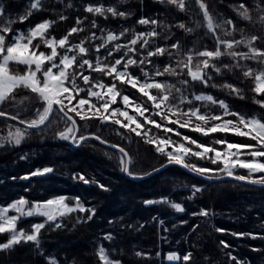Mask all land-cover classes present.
Returning <instances> with one entry per match:
<instances>
[{
	"label": "snow or ice",
	"instance_id": "snow-or-ice-1",
	"mask_svg": "<svg viewBox=\"0 0 264 264\" xmlns=\"http://www.w3.org/2000/svg\"><path fill=\"white\" fill-rule=\"evenodd\" d=\"M153 2L174 8L177 13L187 14L191 7L189 0ZM192 2L204 21L203 25L197 26L206 28L205 37L211 39L212 47L205 45L200 50L186 49L172 34L173 27L188 33L193 31L183 21L167 27L164 43L161 44L165 26L158 11L150 14L152 9L146 0H141L135 12L122 10L117 4L85 3L74 24L59 37L52 35L54 26L57 22L69 21V16L61 13L58 21L40 18L34 22L35 14L46 9L42 0H28L25 11L17 13L13 19L10 6L0 2V105L14 100L15 90L23 88L35 94L42 107V110L37 107L36 117L31 120L24 119L19 113L0 110V118H7L17 125L14 131L10 125L6 135L0 134V148L20 146L30 130L44 133L53 120L64 124L63 130L54 132L59 141H67L77 148L90 140L104 144L106 141L98 133L85 135L87 129L81 127V122L87 124L98 120L108 127L110 121L111 125L118 126V134L153 146L161 158L159 167L141 175L133 171L132 160L125 148L112 144L111 147L118 148L120 153V172L132 180L163 176L170 171L169 166L174 165L209 183H225V178H231L240 186L264 193V46H258L264 45V31L246 33L245 28L238 26L237 20L239 18L249 25L258 23L264 30V0H255L253 4H249L248 0L230 3L229 8L235 12L232 17L214 15L206 0ZM66 7L71 9L73 5L69 3ZM100 18H103V25L97 22ZM130 19L133 26H123ZM118 22H122L119 29L104 26ZM24 24L28 25L26 31L16 28V25ZM86 24L89 29L84 27ZM135 25H139L140 29L137 30ZM86 31L90 34L79 43L72 42L74 35ZM93 52L95 61L92 59ZM225 57L231 63L225 62ZM13 62L24 66L22 74L11 68ZM229 72L239 74L242 77L240 83L250 85L252 101L258 106L260 114L234 111L224 99L206 91L217 86V77ZM170 77L174 83L169 81ZM197 86H201L198 93L193 91ZM223 87L228 89L229 95L247 98L235 83H225ZM129 107L134 114H129ZM213 107L218 111H209ZM180 129L204 136L217 132L232 133L247 139L233 142L225 135L207 145L181 133ZM217 145L222 147L217 148ZM192 158L206 160L215 167L198 165ZM20 159H27V154L21 155ZM240 169L245 173L238 174ZM54 174V167L45 166L19 179L27 181L31 177L48 178ZM11 179L16 180L17 177ZM72 180L84 186L94 185L102 192L111 191L109 185L94 177L90 179L83 172H74ZM28 191L25 188V192ZM203 191V187L193 185L187 200L195 201ZM142 203L146 208L159 204L171 207L176 213L189 214L185 206L173 202L168 196L145 199ZM70 214H76V223L83 224L93 221L97 210L95 206H87L80 195L68 197L62 194L35 201L20 195L0 205V236L4 237L0 242V253L9 254L7 264H15L10 254L17 246H28L39 257L32 264H61L58 256L44 249L42 233L46 229L62 230L63 220ZM34 215L42 217V221L31 223L27 229L19 227L23 218ZM215 215V211L207 207L190 212L192 218H204L206 221L213 220ZM119 219L121 230L139 231L147 223H124L123 217ZM258 219L261 232H232L223 227H213L221 236L264 241V213ZM177 220L179 225L189 223L183 216L177 217ZM152 222L163 233H170L179 226L173 224L169 229L158 215L152 217ZM107 223L113 227L116 221L109 219ZM199 227L195 222L190 225L193 234ZM101 240L111 242L108 249ZM161 241L167 242V236L162 235ZM116 242L117 235L111 231L98 238L96 264H123V260L117 258L120 253L111 247ZM219 245L223 249L225 264H248L234 254L235 249L230 242L220 239ZM251 251L264 258V247H253ZM134 255L150 259L143 251H136ZM156 255L159 257L161 253ZM166 259L195 264L191 251L169 252ZM0 264L5 262L0 260Z\"/></svg>",
	"mask_w": 264,
	"mask_h": 264
},
{
	"label": "trees",
	"instance_id": "trees-1",
	"mask_svg": "<svg viewBox=\"0 0 264 264\" xmlns=\"http://www.w3.org/2000/svg\"><path fill=\"white\" fill-rule=\"evenodd\" d=\"M0 2L10 6L13 19L16 18L17 13L22 14L28 4V0H0ZM88 2L117 4L121 6L122 10L135 12L136 6L141 3V0H42L46 11L36 13L34 22H38L40 18L58 21L59 14L63 13L69 16L70 20L57 22L52 32L54 36H62L74 24L76 16L81 13L83 4ZM206 2L210 5V11L214 15L235 16V12L228 5L238 3V0H206ZM254 2L255 0H248L249 4ZM69 3L73 5L71 9L66 7ZM146 3L152 9L150 14L159 12L160 19L165 26L162 29L161 44L164 43L167 27L183 21L188 27L193 28V31L188 33L173 27L172 34L181 41L186 49L200 50L205 45L213 46L211 39L205 37L206 28L197 26L198 24L203 25L204 21L192 0H189L191 7L187 14L177 13L174 8L154 3L153 0H146ZM237 20L238 26L245 28L246 33L264 31L260 29L258 23L249 25L245 21H240L239 18ZM97 22L104 24L103 18ZM121 23H109L104 26L119 29ZM123 26L132 27L133 20L130 19ZM27 27V24L16 25L18 30L23 31H26ZM84 27L89 29L87 24ZM135 28L139 30L140 26L135 25ZM88 34L90 31L74 35L72 42L79 43ZM92 59L95 61L94 52ZM224 59L225 62L231 63L229 58L225 57ZM165 62L167 61L165 60ZM252 66L255 67V64ZM11 68L21 74L24 70V66L16 65L14 62L11 64ZM241 80L242 77L239 74L225 73L222 77L216 78L217 86L215 88H209L206 91L219 99H224L234 111L250 115L260 114L257 112L258 106L252 101L250 85L240 83ZM169 81L175 82L171 77ZM78 83L82 82L78 80ZM225 83L237 84L242 88V94L247 98L240 99L234 94L229 95L228 89L223 87ZM200 90L201 86L193 89L197 93ZM15 93L14 100L0 105V110L10 114L19 113L27 120L35 118L37 107H41V102L35 94L23 88L16 89ZM209 111H218V109L213 107L209 108ZM8 123L16 125L14 121L0 118V133H2V126ZM63 125L62 121L53 120L44 133L30 130V134L22 140L20 146L13 148L9 145L7 148H0V205L16 199L20 195L35 201L49 198L55 194H62L68 197L80 195L87 206H95L97 215L93 221L77 224V215L70 214L63 220L64 228L62 230H43L44 249L58 256L61 264H64L65 261L66 264H96L97 240L107 231L117 235V242L111 244V247L120 253L117 258L122 259L123 264H183L182 261L168 262L165 260V255L167 252L184 253L186 251L193 252L195 264H209V262L210 264H225L223 249L219 245L220 239L230 242L235 249L234 254L240 256L248 264H264V258L251 251L253 247H264V241H249L230 235L221 236L220 233L215 232L213 227V225L223 227L232 232H261L258 217L264 213V193L259 189L240 186L231 179H227L225 183H209L174 165H170V171L163 176L153 175L135 181L120 172L118 167L119 151L109 149L96 140H90L79 148L71 146L67 141L57 140L54 132L62 130ZM81 127L87 129L84 134L98 133L106 142L124 147L132 160L134 172L143 175L150 172L153 167H159L161 158L155 153L153 146L134 138L121 136L114 126L105 127L98 120H91L87 124L81 122ZM180 131L207 145H212L214 139L225 135L233 142H244L247 139L246 137H236L232 133L217 132L204 136L188 129H180ZM174 139L179 140L178 137H174ZM216 147L219 148L220 145ZM24 154H27V159L21 160L20 156ZM192 161L198 165L215 167L208 164L206 160L192 158ZM45 166L54 167L55 174L48 178L31 177L27 181L19 179L30 171ZM74 172H83L90 179L94 177L109 185L111 191L102 192L94 185L89 187L75 183L72 180ZM244 173L243 169L238 172V174ZM13 176L17 179L12 180ZM193 185L203 187L204 191L197 195L195 201H189L187 197L191 195ZM25 188H28L29 191L25 192ZM161 196H168L173 202L181 203L189 214L176 213L171 207L159 204L146 208L142 203L145 199H159ZM200 207H207L215 211L214 219L206 221L204 218H192L190 212L199 210ZM157 215L165 221L166 227L169 229H172L173 224L179 225L177 220L179 216H183L189 223L179 225L170 233H163L152 222V217ZM120 217L124 218V223H147L139 231L121 230ZM42 219L38 216L25 217L19 222V227L30 228L31 223L40 222ZM109 219L116 221L115 226L108 225ZM193 222L200 225L195 234L190 228ZM162 235L167 236V242L161 241ZM3 240L4 237L0 236V242ZM100 242L106 249L111 243L106 240ZM136 251H143L150 259L136 257L134 255ZM157 252H160L161 256L157 257ZM8 257L9 254L0 253V260L5 264H7ZM10 258L15 261V264H32L33 261L39 259L28 246H17L10 254Z\"/></svg>",
	"mask_w": 264,
	"mask_h": 264
},
{
	"label": "rangeland",
	"instance_id": "rangeland-1",
	"mask_svg": "<svg viewBox=\"0 0 264 264\" xmlns=\"http://www.w3.org/2000/svg\"><path fill=\"white\" fill-rule=\"evenodd\" d=\"M29 91H30V90H29ZM121 107H123V106L121 105ZM41 110H42V109H41ZM129 114H134V113L132 112V110H131V107H129ZM108 124H110V121L108 122ZM10 125L12 126V130L14 131V129H15V127H16L17 125L8 123L7 125L2 126V133H0V134L6 135L7 132H8V130H9V126H10ZM110 125H111V124H110ZM112 126H114V127L116 128V130L118 131V126H115V125H112ZM61 128H62V130H63L64 125H63ZM120 131H123V130H120ZM221 147H222V146H220L219 148H221ZM13 214H14V213H13ZM34 216H37V215H34ZM38 217H39V216H38ZM168 253H169V252H167L166 255H165V260L168 261V262H174L175 260H173V261H169V260L166 259V256H167Z\"/></svg>",
	"mask_w": 264,
	"mask_h": 264
},
{
	"label": "water",
	"instance_id": "water-1",
	"mask_svg": "<svg viewBox=\"0 0 264 264\" xmlns=\"http://www.w3.org/2000/svg\"><path fill=\"white\" fill-rule=\"evenodd\" d=\"M7 119V118H6ZM85 135H91V134H85ZM96 141H98V140H96ZM99 142V141H98ZM100 143V142H99ZM101 144V143H100ZM103 146H105V147H107V148H109V149H113V150H117V151H119L118 150V148H112L111 147V143H108V142H106V143H104V144H102ZM119 146V145H118ZM119 147H121V146H119ZM126 151V150H125ZM127 152V151H126ZM179 167V166H178ZM183 170H185V169H183ZM152 171V170H151ZM150 171V172H151ZM186 171V170H185ZM187 172V171H186ZM189 173V172H188ZM191 175H193L192 173H190ZM193 176H195V175H193ZM127 177V176H126ZM195 177H197V178H199V179H202L201 177H198V176H195ZM129 178V177H128ZM146 178V177H145ZM129 179H131V178H129ZM226 180L227 179H231V178H225ZM203 180V179H202ZM135 181H138V180H135ZM204 181H206V180H204ZM208 182V181H207Z\"/></svg>",
	"mask_w": 264,
	"mask_h": 264
}]
</instances>
